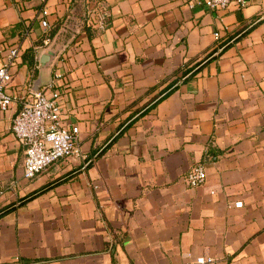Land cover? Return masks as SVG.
<instances>
[{"label":"crops","instance_id":"obj_1","mask_svg":"<svg viewBox=\"0 0 264 264\" xmlns=\"http://www.w3.org/2000/svg\"><path fill=\"white\" fill-rule=\"evenodd\" d=\"M190 2L0 0V66L20 48L16 100L0 109V209L13 205L0 217V264H264V0ZM52 80L83 156L27 179L13 119ZM198 163L207 177L192 187Z\"/></svg>","mask_w":264,"mask_h":264},{"label":"built area","instance_id":"obj_2","mask_svg":"<svg viewBox=\"0 0 264 264\" xmlns=\"http://www.w3.org/2000/svg\"><path fill=\"white\" fill-rule=\"evenodd\" d=\"M246 5V0H191L190 5H206L210 9H226L230 4ZM47 28V20L42 21ZM219 32L215 33L219 38ZM46 45L51 38L46 37ZM20 53L15 46L3 56L0 66V109L6 110L16 100L8 91L12 81V68ZM62 93L56 88V81L52 80L45 89L35 91L31 89V96L24 98L20 110L13 119L12 129L18 140L26 147L24 176L34 178L37 174L48 170L54 163L70 156H83L80 145V127H68L62 119ZM206 167L203 163L196 164L187 174V182L196 187L205 183ZM2 186L0 185V192ZM236 207L243 206V201L235 203ZM189 264H216L214 257L200 256Z\"/></svg>","mask_w":264,"mask_h":264},{"label":"trees","instance_id":"obj_3","mask_svg":"<svg viewBox=\"0 0 264 264\" xmlns=\"http://www.w3.org/2000/svg\"><path fill=\"white\" fill-rule=\"evenodd\" d=\"M52 32H53V30H52ZM51 36H52L51 33H49V35H46L45 37L51 38ZM27 60L32 67L35 65V54H34L33 50H29L27 52ZM207 60H209V59L206 58V59H201L198 61L196 60V61L188 62L187 64H185L182 68H180L177 71V74H179L178 78L180 80H183V81L188 80L189 78L194 76L203 67V65L207 62ZM175 87L176 86H174L173 84H170L167 87L163 88L157 95H155L151 99L147 100L146 102H144L143 104L138 106L130 114V117L134 120L136 118L144 116L147 112H149L151 109H153L155 107V105L157 104L158 101H160L163 97H165L167 94H169ZM137 102H139V101H137ZM137 102L132 103V105H130V109H131V107L136 105ZM55 183L56 182L47 184L44 187L28 194L26 197H24V199L21 200V202L34 197L36 194L40 193L41 191L48 189L50 186H52ZM12 208H13V205H8V206L0 209V217L3 216L7 211H9Z\"/></svg>","mask_w":264,"mask_h":264},{"label":"water","instance_id":"obj_4","mask_svg":"<svg viewBox=\"0 0 264 264\" xmlns=\"http://www.w3.org/2000/svg\"><path fill=\"white\" fill-rule=\"evenodd\" d=\"M33 90H35V91H38L39 89H38V88H36V87H34V88H33Z\"/></svg>","mask_w":264,"mask_h":264}]
</instances>
